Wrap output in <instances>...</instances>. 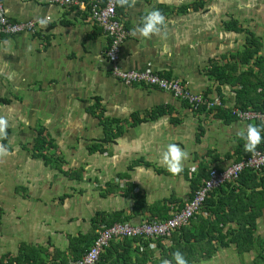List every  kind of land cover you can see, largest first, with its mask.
Wrapping results in <instances>:
<instances>
[{
	"label": "crops",
	"instance_id": "1",
	"mask_svg": "<svg viewBox=\"0 0 264 264\" xmlns=\"http://www.w3.org/2000/svg\"><path fill=\"white\" fill-rule=\"evenodd\" d=\"M80 1L61 7L49 0H2L13 21L48 16L51 21L37 35L0 36V98L9 101L0 103V119L10 129L6 143L0 136L9 150L0 156V260L16 257L27 246L49 253L48 261L59 251L68 264L73 261L71 239L88 233L98 214L133 224L165 220L147 207L172 199L173 214L191 198L192 179L200 169H224L247 152L236 133L251 123L225 115L227 121L218 109H193L168 91L115 78L106 56L109 39L90 17V0ZM128 1L118 14L129 31L121 66L181 79L193 92L219 98L223 109H233V88L210 78L209 70L245 44L244 33L226 29L231 19L261 39L264 57V0ZM199 1L203 4L195 8ZM151 9L165 16L164 26L149 38L133 36V27ZM9 89L11 95L4 96ZM155 109L164 113L149 118ZM135 115L140 122H133ZM105 120H119L124 127L108 142ZM39 129L53 142L61 169L34 154ZM173 142L188 152L182 172L175 175L159 162L163 146ZM229 191L224 187L212 197L226 198ZM141 199L146 209L136 208ZM230 226L237 227L229 223L224 231ZM257 236L264 239V209ZM120 241L109 245L110 255L122 252ZM140 243L131 239L125 246L133 262L136 248L145 249ZM162 244L167 249L171 241ZM146 251L151 255L145 264H163L166 250ZM256 257L255 249L241 253L230 244L191 264H256Z\"/></svg>",
	"mask_w": 264,
	"mask_h": 264
},
{
	"label": "trees",
	"instance_id": "2",
	"mask_svg": "<svg viewBox=\"0 0 264 264\" xmlns=\"http://www.w3.org/2000/svg\"><path fill=\"white\" fill-rule=\"evenodd\" d=\"M87 2L89 0H86ZM91 1V0H90ZM103 4L106 0H100ZM128 0H118L117 13L128 5ZM203 3L200 1L194 4L197 8ZM183 7L182 9H185ZM225 27L229 31L245 34V44L243 48L237 53L232 54L230 58L224 56L226 63L214 62L209 70L210 78L216 80L221 85H230L236 94L235 107L233 109L225 110L223 107H216L209 111L219 110L220 116L225 117L229 115L231 119H237L233 115V110L236 108L242 110L264 111V57L260 55L262 48V42L248 28H244L240 25L236 19H231L225 23ZM8 37V36H2ZM242 66H248L246 70L240 68ZM257 68L258 70H255ZM205 97L209 94H204ZM221 100V99H220ZM221 102L225 105L224 101ZM0 103H9L8 99L0 98ZM186 105L190 107L187 103ZM202 111H208L206 107L200 106ZM156 110V109H155ZM162 109H157L155 112L149 115V118H157L163 114ZM225 119L228 121L229 118ZM230 119V120H231ZM141 119L138 115L133 117V122L138 123ZM254 125H260L264 127L261 121L251 122ZM105 142H108L121 134L122 123L119 120H105ZM124 128V127H123ZM10 135V129L6 126L5 134L3 135V143L7 142ZM264 138V131L261 133ZM264 147V139L260 145L257 146L254 152H244L240 149V153L244 157H249L255 152L262 150ZM54 144L45 135L44 129H39L35 138L34 154L38 157H42L50 165H56L61 169V159L56 156ZM239 161V160H238ZM237 162V161H236ZM209 177V171L206 169H200L196 177L192 179V196L195 191L203 185L204 180ZM230 189L229 193L226 192V198L215 199L212 196L215 192L221 189ZM229 196V197H227ZM170 202L175 200L168 199L162 202L156 203L150 207H147L151 213L155 214L158 218L168 219L171 214ZM185 205V204H184ZM183 204L179 205L177 210L184 207ZM144 200L138 201L136 208L146 209L143 207ZM143 207V208H142ZM264 209V167L260 170L247 169L243 171L239 178L232 182L226 183L221 187L215 189L210 193L209 197L205 200L202 209L199 214L191 219L189 225L181 227L176 230L173 235L168 238L171 241V245L165 249L162 244V240L159 239L156 242V247H160L166 250L163 253L162 261L168 260L171 264H175L172 259V255L175 251H180L188 264L195 262L199 259L209 258L215 253L217 248L234 244L239 252H246L250 250H256L257 257L255 263L258 264L264 259V239L257 236V219L262 215ZM157 212V213H156ZM152 219V218H151ZM122 218L114 216L110 219H106L105 214H98L93 222L91 230L86 234H80L71 239L70 255L71 260H78L89 251L93 246L98 231L103 226L109 227L116 222H124ZM235 224L237 227L230 226L227 232L224 231L225 227L229 224ZM141 241L144 251H140V248H136L138 253L137 261H132L130 251L125 249V246L130 245V240ZM215 241L219 242V245H215ZM114 241H111V243ZM150 240H144L140 238H125L122 239L118 246L122 249L116 250L114 255H110V248L103 252L101 255V264H115L116 262L132 261L133 264H145L151 253L146 251ZM110 243V244H111ZM200 248V252L198 251ZM45 256V257H43ZM49 253L41 251L35 247H24L21 254L16 257H10L8 259L0 260V264H6V262L19 264H67L66 257L63 253L56 251L50 261L47 260ZM62 257L61 261L58 259ZM160 262V261H159Z\"/></svg>",
	"mask_w": 264,
	"mask_h": 264
},
{
	"label": "built area",
	"instance_id": "3",
	"mask_svg": "<svg viewBox=\"0 0 264 264\" xmlns=\"http://www.w3.org/2000/svg\"><path fill=\"white\" fill-rule=\"evenodd\" d=\"M49 2L64 6L81 4L80 0H49ZM91 19L100 27L108 37L109 43L106 51L107 59L111 65L112 75L129 86L141 85L153 87L170 92L175 98L187 103L190 108L199 109L206 107L209 111L216 107H225L219 98L190 90L181 79L167 78L156 71L147 68L143 70L124 69L120 64V52L123 43L129 35V31L117 13L118 0H106L103 4L100 0H92L88 4ZM47 21L51 18L46 17ZM40 20L30 19L13 21L6 14L4 4L0 0V36H15L20 34L37 35L41 32ZM233 115L238 120L245 122L261 121L264 124V111L242 110L236 108ZM264 167V147L249 157L232 163L224 169H209V177L200 186L184 205V207L165 220L148 219L133 224L128 221L116 222L113 225L103 226L98 231V236L93 246L82 258L73 260L68 264H101V255L109 247L111 241L125 238H140L150 240L147 246L150 249L156 248L159 239H168L181 227L189 225L192 218L200 213L205 200L210 193L226 183L236 181L240 174L247 170H260ZM6 264H19L17 262Z\"/></svg>",
	"mask_w": 264,
	"mask_h": 264
},
{
	"label": "clouds",
	"instance_id": "4",
	"mask_svg": "<svg viewBox=\"0 0 264 264\" xmlns=\"http://www.w3.org/2000/svg\"><path fill=\"white\" fill-rule=\"evenodd\" d=\"M165 16L159 9H151L141 17L140 23L135 25L132 29V35L143 38H149L152 34L158 33L165 24ZM41 26L47 25V20H40ZM6 131V121L0 119V136L4 135ZM262 131L264 127L260 125L248 124L241 128L236 135L244 141V149L247 152H254L258 145L262 142ZM9 155L8 148L0 144V156ZM188 158V152L182 149L177 143H168L163 146L160 153L159 162L168 172L172 174H179L183 170V163ZM175 264H188L184 255L180 251H175L172 255ZM163 264H171L170 261L164 260Z\"/></svg>",
	"mask_w": 264,
	"mask_h": 264
},
{
	"label": "rangeland",
	"instance_id": "5",
	"mask_svg": "<svg viewBox=\"0 0 264 264\" xmlns=\"http://www.w3.org/2000/svg\"><path fill=\"white\" fill-rule=\"evenodd\" d=\"M9 94L11 95V89H9L8 93H5L4 96H9Z\"/></svg>",
	"mask_w": 264,
	"mask_h": 264
}]
</instances>
